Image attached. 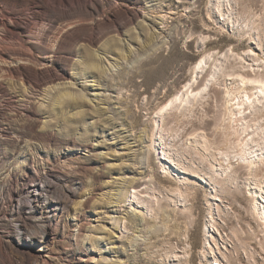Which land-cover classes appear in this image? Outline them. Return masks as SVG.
<instances>
[{
    "label": "rangeland",
    "instance_id": "rangeland-1",
    "mask_svg": "<svg viewBox=\"0 0 264 264\" xmlns=\"http://www.w3.org/2000/svg\"><path fill=\"white\" fill-rule=\"evenodd\" d=\"M236 1L251 32L223 25L209 0H0V264H264L246 164L233 159L221 170L193 143L199 134L214 154L225 150L223 81L192 116L165 119L161 144L154 134L158 107L206 52L232 48L264 59V0ZM81 8L94 14L86 22ZM79 27L98 36L93 46L55 47V36ZM9 30H25L28 43L42 31L48 37L27 48ZM128 38L141 40L128 50ZM20 50L53 56L42 71L54 83L41 97L25 74L38 69L14 55ZM117 50L126 56L116 58ZM64 70L69 81L97 80L93 102L63 97ZM39 182L58 208L51 227L35 211L48 215L47 204L29 197ZM148 192L158 197L150 215L130 198Z\"/></svg>",
    "mask_w": 264,
    "mask_h": 264
},
{
    "label": "bare ground",
    "instance_id": "bare-ground-1",
    "mask_svg": "<svg viewBox=\"0 0 264 264\" xmlns=\"http://www.w3.org/2000/svg\"><path fill=\"white\" fill-rule=\"evenodd\" d=\"M58 1H59V5L65 4L64 0H58ZM70 4L74 5L72 3ZM209 4H210L209 8L214 12L216 17L219 19L221 23H223V25L230 26L233 30L236 29V31L238 29L245 33L251 32L252 30L251 21H250L251 19L248 20L246 18V15H243L245 13H243L242 11L241 12L243 14L238 13L236 9V5H237L236 0H209ZM80 12L82 14V17L86 18V19L85 18L82 19V21L85 22L88 17H92L94 15L93 12L92 13L88 12L84 8H81ZM58 18L59 17H57V19ZM3 25L5 28L8 27L7 23ZM107 27L112 28L118 26L116 23L110 22L108 23ZM88 30L89 29L85 27L84 28L79 27V28H75L73 32L68 33L65 36V38H59L58 36H55L53 38V41L55 42V47H60L63 49V47L65 48V46H74L75 44L80 42H88L89 45L93 46L98 40V36L89 35ZM25 32H26L25 30L20 32L10 31V33L19 36L20 40L24 44L23 46L27 48L29 47L30 43H33V40H37V41L39 40L43 43L45 38L48 37L45 31H42L36 37H33V35L30 36L28 34L29 35L28 37L31 39L29 41L30 43H28L24 37ZM116 32L120 33L118 30ZM141 35L145 37L144 33H141ZM128 39H130V41L123 39L124 42L127 41L126 46L128 50H131L132 48L129 42H134L139 45L141 40V39L132 40L131 38ZM204 41L205 40H202V43ZM31 50L32 48L28 49V52ZM49 51H52L51 53H53V49L52 50L50 49ZM32 53H25V52L22 53L21 51L14 53V55L19 56L20 58L19 57L17 58L21 59L20 61H23L26 64H31L35 66L36 69L39 70V71L38 70L35 71V73L34 72L31 73V71L29 70L26 71L25 74L28 73V77L30 80L29 84H32L33 88L40 93L39 96L41 97L43 96V93L46 91L44 87H46V85L54 83L53 75L50 76L44 74L42 71L43 69L47 68L48 66L47 63L50 59L53 58V56L49 55L50 57L39 59L34 55V53L33 54ZM113 55L116 58H120V59L124 58V57L121 58V56H126L124 52L123 55H121V50L120 51L117 50V52L113 53ZM95 57H97V60L99 59V63L101 62V64L103 63V61H105V59L103 60V58L98 55H95ZM2 58L4 59V57L0 55V61ZM247 58L251 59L252 64H248V61H246ZM2 63L4 62L2 61ZM94 69L95 68L93 65H89V68H86L85 70L87 73H92ZM101 69H102L101 72L105 73L106 66H102ZM192 70H193L192 77L189 80V82L183 88H181V90H179L174 95H172L170 99L166 100L160 107H158L159 110L157 111L155 116L157 119L156 121L157 126L154 131V134L160 135L161 137L159 136L160 138H157L156 140L157 141L159 140V144H161L163 138L167 136L169 132V128L165 127L166 126L165 119L168 116L176 115V116H181L182 118L192 116L195 110L203 106V104L205 103L209 95L208 91L209 89H211V86L214 87L216 85L218 86L223 81L225 87L224 102L226 108L225 109L226 117H227L226 120L228 121L227 129L231 130V132L229 131L230 132V134L228 135L229 137L227 136L225 140V150L214 154L211 148L207 145L208 143L207 140H205L204 138L201 139V137L203 136L197 133H196L197 135L193 139L194 141L193 143L202 144L201 148H203V150L205 149L206 151H209L208 154L209 156H215L214 162L220 163L221 170H225L226 164L228 163L230 164L229 161L233 159H238L240 162L246 164V167L248 169V174L252 178L251 180L252 182H248V186L250 188L249 190L253 195L252 207L255 211V214L258 217V220L260 221L261 227L264 229V59L257 56H253L249 51L237 52L235 51V49L233 50L232 48H229L223 52L209 51L206 52L199 59V61ZM19 71H21L20 68ZM7 73H9V71ZM67 76L68 73L66 70H64L63 74L57 78L59 83L58 84L56 83L59 90H62L64 92L63 97L67 99L72 97L73 99L84 102H91V101L93 102L92 99H89V95H91L90 91L96 92V90L99 88L97 85H95V82L97 83V80L94 79L93 85H88L87 83L85 84L81 83L79 80L75 78L74 79L72 78L74 82L69 81V78ZM21 77H23V75ZM78 86H82L85 93L82 91H78L77 89ZM53 87H54L53 85L49 87V90H53ZM32 95L34 94L32 93ZM92 95L99 96V94L97 93ZM49 103L50 100H48L47 104ZM165 156L166 155H161L162 159ZM226 170L228 169L226 168ZM43 184H44L43 182L34 184L29 191V197L31 198L32 201H35V203L45 202L47 204V208L49 210L47 211V213H49L48 215L46 214V212H44V210H42V208H40L39 205L38 206L36 205L35 211L37 217L45 221V226L51 227L53 226V223L56 220L58 208L53 206L52 201H48L45 198L46 189ZM130 198H131V203L139 204L140 206H142V208H144L146 212H148V214L153 210V207L155 206L158 200L156 194L151 192H148L147 196H140L137 193L135 195H132Z\"/></svg>",
    "mask_w": 264,
    "mask_h": 264
}]
</instances>
